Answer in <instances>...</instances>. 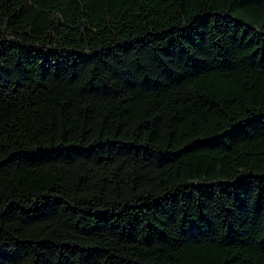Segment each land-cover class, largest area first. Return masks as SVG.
Returning a JSON list of instances; mask_svg holds the SVG:
<instances>
[{"label":"trees","instance_id":"trees-1","mask_svg":"<svg viewBox=\"0 0 264 264\" xmlns=\"http://www.w3.org/2000/svg\"><path fill=\"white\" fill-rule=\"evenodd\" d=\"M0 264H264V0H0Z\"/></svg>","mask_w":264,"mask_h":264}]
</instances>
